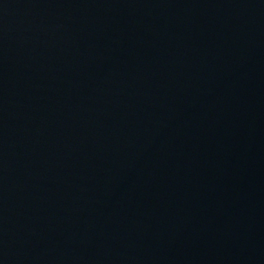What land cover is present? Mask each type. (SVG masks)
I'll list each match as a JSON object with an SVG mask.
<instances>
[{
    "label": "water",
    "instance_id": "1",
    "mask_svg": "<svg viewBox=\"0 0 264 264\" xmlns=\"http://www.w3.org/2000/svg\"><path fill=\"white\" fill-rule=\"evenodd\" d=\"M0 264H264V0H0Z\"/></svg>",
    "mask_w": 264,
    "mask_h": 264
}]
</instances>
